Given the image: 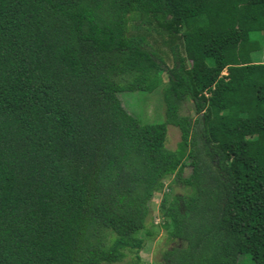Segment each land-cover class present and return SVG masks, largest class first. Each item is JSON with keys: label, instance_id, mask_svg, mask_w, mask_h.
Instances as JSON below:
<instances>
[{"label": "trees", "instance_id": "trees-1", "mask_svg": "<svg viewBox=\"0 0 264 264\" xmlns=\"http://www.w3.org/2000/svg\"><path fill=\"white\" fill-rule=\"evenodd\" d=\"M263 41L264 0H0V264L122 261L172 174L158 264H264Z\"/></svg>", "mask_w": 264, "mask_h": 264}, {"label": "rangeland", "instance_id": "rangeland-1", "mask_svg": "<svg viewBox=\"0 0 264 264\" xmlns=\"http://www.w3.org/2000/svg\"><path fill=\"white\" fill-rule=\"evenodd\" d=\"M134 31V30H133ZM136 31V29H135ZM140 32H146V30H141ZM153 36L160 39V35L156 31L151 32ZM257 35L258 33H254ZM159 51L163 53L162 50L169 51L167 46L162 44L155 45ZM181 50H183L181 48ZM167 62L170 66L174 64L172 54L169 51ZM254 59L256 61H264V41L262 42L261 50L253 53ZM224 73H227L226 71ZM168 81L167 74L164 75V82ZM165 83L161 84L154 91H123L120 92L119 96L124 106L129 110L130 113L137 115L143 123H157L162 122L166 119V103L164 100V89ZM193 101H187L184 104L182 112L184 114H194ZM181 139V132L177 126L172 124L168 125V136L166 140V145L170 149H175L178 142ZM190 168H187L185 173H189ZM175 179V175L172 174L165 181V186L155 195L151 201V216L148 227L153 231L151 235H143L144 245L140 249H128L126 257L117 263L113 264H158L163 261V256L166 250L170 249L175 241L169 237L166 229L162 226L163 219L160 212V203L163 195L169 192L170 184ZM175 189L177 192H183L184 187L181 184H175ZM243 261L247 260L244 255L242 257Z\"/></svg>", "mask_w": 264, "mask_h": 264}]
</instances>
